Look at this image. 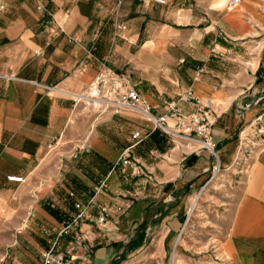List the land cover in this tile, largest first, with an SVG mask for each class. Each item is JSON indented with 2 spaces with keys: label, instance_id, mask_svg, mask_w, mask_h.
I'll list each match as a JSON object with an SVG mask.
<instances>
[{
  "label": "crops",
  "instance_id": "obj_1",
  "mask_svg": "<svg viewBox=\"0 0 264 264\" xmlns=\"http://www.w3.org/2000/svg\"><path fill=\"white\" fill-rule=\"evenodd\" d=\"M230 1L0 0V264H41L54 241L73 264H112L145 222L176 233L217 163L137 111L79 100L104 70L155 114L189 89L209 103L221 170L249 164L223 264H264V138L242 155L244 128L263 109L243 112L264 89V0Z\"/></svg>",
  "mask_w": 264,
  "mask_h": 264
},
{
  "label": "rangeland",
  "instance_id": "obj_2",
  "mask_svg": "<svg viewBox=\"0 0 264 264\" xmlns=\"http://www.w3.org/2000/svg\"><path fill=\"white\" fill-rule=\"evenodd\" d=\"M261 71H259V74ZM249 108L262 105L257 114L244 128L242 155L248 153L249 139L264 138V89ZM245 104V107L246 105ZM252 144V143H250ZM197 146V145H196ZM249 148V147H248ZM241 155V156H242ZM241 161V160H237ZM248 163L230 171L211 170L203 186L197 191L199 198L193 205L194 194L176 233L165 234L162 226L145 222L125 244L113 261L117 264H223L222 241L229 233L233 215L241 195L240 184ZM239 170V171H237ZM142 239V240H141ZM141 240V245L131 247ZM120 258L121 256H123Z\"/></svg>",
  "mask_w": 264,
  "mask_h": 264
},
{
  "label": "built area",
  "instance_id": "obj_3",
  "mask_svg": "<svg viewBox=\"0 0 264 264\" xmlns=\"http://www.w3.org/2000/svg\"><path fill=\"white\" fill-rule=\"evenodd\" d=\"M154 2L165 4L166 0H152ZM238 0H231L230 4ZM119 28H125V25L119 24ZM125 78H119L108 70L101 71L96 80L89 88L79 94V100L86 101V104L96 109L98 113H104L108 110L120 112L123 109H131L139 112L142 117L150 122L155 129H159L172 138L182 139L185 143L192 142L198 147L210 152L216 158L217 163L213 166L214 172L220 171V156L218 145L213 138V121L210 112L209 103L200 102L193 92L189 89L185 94L179 96L175 101L169 103L168 111L163 114H155L151 111L148 102L141 93H139ZM61 92H66L62 88ZM180 101H187L196 106V110L192 113H186L179 105ZM251 104H247L245 108H249ZM135 141L142 139L143 134L140 130H135L132 133ZM121 159L124 164H129L134 167L133 159L131 158L130 150H125ZM9 181L23 182V176L10 175L7 177ZM105 184L102 183L96 187L98 192ZM76 207L79 209L77 218H82L86 214V205L83 202H77ZM69 232V227L61 230L58 236H63ZM77 241L81 237L76 238ZM57 242L52 243V248L43 255L41 264H73L74 256L70 249L55 253L54 248Z\"/></svg>",
  "mask_w": 264,
  "mask_h": 264
},
{
  "label": "trees",
  "instance_id": "obj_4",
  "mask_svg": "<svg viewBox=\"0 0 264 264\" xmlns=\"http://www.w3.org/2000/svg\"><path fill=\"white\" fill-rule=\"evenodd\" d=\"M141 240H142V239H141ZM141 240L138 241V242H136V243L131 247V249H135V248H137L138 246H140L141 243H142ZM122 257H124V255L121 256L120 258H122ZM112 264H117V262H113Z\"/></svg>",
  "mask_w": 264,
  "mask_h": 264
},
{
  "label": "bare ground",
  "instance_id": "obj_5",
  "mask_svg": "<svg viewBox=\"0 0 264 264\" xmlns=\"http://www.w3.org/2000/svg\"><path fill=\"white\" fill-rule=\"evenodd\" d=\"M244 133V132H243ZM191 143V142H190ZM197 198H198V196H197ZM196 200V199H195ZM197 202V201H196Z\"/></svg>",
  "mask_w": 264,
  "mask_h": 264
}]
</instances>
